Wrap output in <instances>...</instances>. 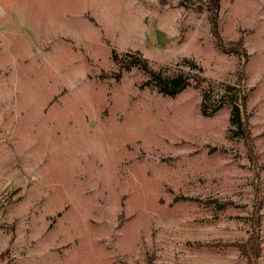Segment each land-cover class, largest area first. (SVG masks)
<instances>
[{
  "label": "rangeland",
  "instance_id": "obj_1",
  "mask_svg": "<svg viewBox=\"0 0 264 264\" xmlns=\"http://www.w3.org/2000/svg\"><path fill=\"white\" fill-rule=\"evenodd\" d=\"M207 4L0 0V264H246L256 188L264 264V0H218L223 50ZM135 52L205 82L163 95Z\"/></svg>",
  "mask_w": 264,
  "mask_h": 264
},
{
  "label": "trees",
  "instance_id": "obj_2",
  "mask_svg": "<svg viewBox=\"0 0 264 264\" xmlns=\"http://www.w3.org/2000/svg\"><path fill=\"white\" fill-rule=\"evenodd\" d=\"M208 11V21L210 23L211 34L214 39L215 46L223 50L222 41L219 35L217 12L219 9L218 0H208V4L205 7ZM112 59L115 63L121 64L125 70H130L133 67L138 66L148 77L149 84L157 88L158 92L173 97L189 86L202 87L201 81L190 79L186 76L176 75L173 77H164L160 71H155L148 65L146 59H144L139 52H135L129 56L128 60L117 57L114 53ZM118 78V76H116ZM240 76L238 77V84L241 82ZM201 83V84H200ZM238 95L233 93L232 87H228L225 91L226 100L231 106L230 112V125L235 127V133L241 137L246 150L247 158L250 164L255 167L256 155L254 151V143L251 137L248 120L245 116V103L246 94L244 93L241 85L238 88ZM205 95H203V101L201 104V113L207 115L204 103ZM263 203L259 195V188L255 189L254 204L249 217V224L247 230V238L241 243H230L228 246L238 247L241 255L245 258L246 264H259L262 248L260 243L261 236V220L260 211Z\"/></svg>",
  "mask_w": 264,
  "mask_h": 264
},
{
  "label": "water",
  "instance_id": "obj_3",
  "mask_svg": "<svg viewBox=\"0 0 264 264\" xmlns=\"http://www.w3.org/2000/svg\"><path fill=\"white\" fill-rule=\"evenodd\" d=\"M157 38H158V40H159L160 42H163V39H162V35H161V34H158V35H157Z\"/></svg>",
  "mask_w": 264,
  "mask_h": 264
}]
</instances>
